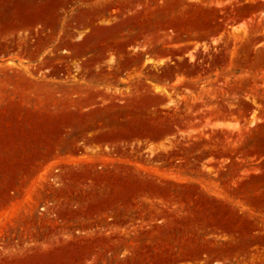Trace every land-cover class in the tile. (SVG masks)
Segmentation results:
<instances>
[{"label":"rangeland","instance_id":"rangeland-1","mask_svg":"<svg viewBox=\"0 0 264 264\" xmlns=\"http://www.w3.org/2000/svg\"><path fill=\"white\" fill-rule=\"evenodd\" d=\"M0 264H264V0H0Z\"/></svg>","mask_w":264,"mask_h":264},{"label":"crops","instance_id":"crops-1","mask_svg":"<svg viewBox=\"0 0 264 264\" xmlns=\"http://www.w3.org/2000/svg\"><path fill=\"white\" fill-rule=\"evenodd\" d=\"M155 65V64H154ZM81 84H79L80 90L81 89ZM83 87V86H82ZM97 94L95 95V100L93 101V104L91 105L90 108H94V109H103V108H107V106L109 105V102H104L102 98H104L103 96H105V92H103V90H100L99 92H96ZM99 98V100H98ZM112 105V104H111ZM106 117V116H105ZM105 117H103L102 119H100L98 121V124L95 128L96 130L101 131L100 135L98 138L96 137H91V139H88L87 141H82L83 142V147L79 148V152L80 154H83L84 149L86 148H90V146L92 144H97L100 145V147H105L107 144H117L119 142V126L116 122H111L109 123L108 121H105ZM221 128H225V126H221ZM174 134H175V130H174V125L172 124L170 126V129L168 127V125L166 124V139L164 140V137L162 136H158L156 137L157 139H154L156 142L160 141L159 144L162 146H167L169 147L170 143H172L174 141ZM134 138V137H132ZM162 138V139H161ZM76 147L78 148L79 146L76 145ZM65 155H72L75 157H80V155L78 153H67ZM94 160H96V157H94ZM97 160H101L100 157L97 158ZM111 161L114 163V165L117 166H124V167H128L129 169H132L133 171H135L136 173V177L138 178H144L146 176L148 177H153L155 179L158 180V182H160L161 184L163 183H168L169 181L174 184L175 182V172H174V168L173 166H169V159H163V160H159L157 161V165H153L154 169H152V165L150 167V165L147 163L146 159L144 158V156L142 157H127V156H117V157H112ZM156 162V161H155ZM173 162V161H172ZM120 177H126V174H121ZM191 180V176L189 173H186L183 171L182 175H178L176 181L178 183H182L183 185L185 184H189ZM207 193L209 194V196H212L214 198L219 199L223 194L222 193H218L216 190H209L207 191ZM226 201H230L231 200V196H226L224 198Z\"/></svg>","mask_w":264,"mask_h":264}]
</instances>
